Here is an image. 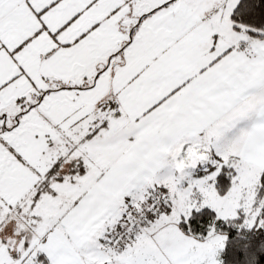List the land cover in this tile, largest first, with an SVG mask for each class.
Here are the masks:
<instances>
[{
	"label": "snow or ice",
	"instance_id": "1",
	"mask_svg": "<svg viewBox=\"0 0 264 264\" xmlns=\"http://www.w3.org/2000/svg\"><path fill=\"white\" fill-rule=\"evenodd\" d=\"M0 264H264V0H0Z\"/></svg>",
	"mask_w": 264,
	"mask_h": 264
}]
</instances>
